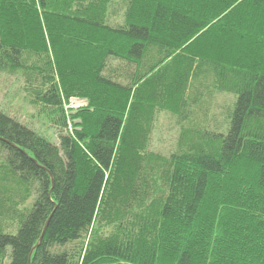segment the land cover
<instances>
[{
  "label": "trees",
  "instance_id": "trees-1",
  "mask_svg": "<svg viewBox=\"0 0 264 264\" xmlns=\"http://www.w3.org/2000/svg\"><path fill=\"white\" fill-rule=\"evenodd\" d=\"M0 72L59 131L0 110V264H264V0H0Z\"/></svg>",
  "mask_w": 264,
  "mask_h": 264
},
{
  "label": "rangeland",
  "instance_id": "rangeland-1",
  "mask_svg": "<svg viewBox=\"0 0 264 264\" xmlns=\"http://www.w3.org/2000/svg\"><path fill=\"white\" fill-rule=\"evenodd\" d=\"M121 13L118 20L122 21ZM74 99V98H73ZM233 96L229 94L216 95L212 106V115L223 122L226 108L233 103ZM87 105V101L76 98L67 104V110L78 109ZM0 110L13 116L23 124L45 136L53 143H59V131L52 121L48 120L42 111V106L34 102V97L26 89V82L21 74L0 72ZM181 125L175 115L168 111L158 114L152 134L151 151L169 156L178 150V139Z\"/></svg>",
  "mask_w": 264,
  "mask_h": 264
},
{
  "label": "built area",
  "instance_id": "built-area-1",
  "mask_svg": "<svg viewBox=\"0 0 264 264\" xmlns=\"http://www.w3.org/2000/svg\"><path fill=\"white\" fill-rule=\"evenodd\" d=\"M72 102H73V103H76V98L72 99Z\"/></svg>",
  "mask_w": 264,
  "mask_h": 264
}]
</instances>
